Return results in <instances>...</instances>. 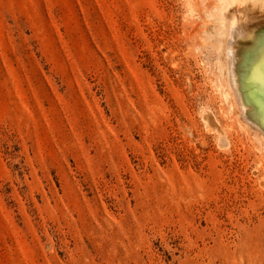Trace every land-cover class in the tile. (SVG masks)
<instances>
[{"label": "rangeland", "instance_id": "obj_1", "mask_svg": "<svg viewBox=\"0 0 264 264\" xmlns=\"http://www.w3.org/2000/svg\"><path fill=\"white\" fill-rule=\"evenodd\" d=\"M263 9L0 0V264H264V137L226 58Z\"/></svg>", "mask_w": 264, "mask_h": 264}, {"label": "bare ground", "instance_id": "obj_2", "mask_svg": "<svg viewBox=\"0 0 264 264\" xmlns=\"http://www.w3.org/2000/svg\"><path fill=\"white\" fill-rule=\"evenodd\" d=\"M254 1L259 2L264 7V0ZM234 23L235 21L228 29L226 45L229 88L241 117L248 126L260 132L264 137V114L261 111L264 103L260 100L261 94L255 84L248 81L249 73L256 71V67L259 69L260 66L259 62H257V65H252L253 58L250 62L249 56L254 55L255 59L253 61L255 62L262 54L261 51L264 50V32L260 30L257 33V36L260 35L259 39L256 38V41L254 40L255 45L248 49L242 42L245 41L244 28H239ZM258 45H261L259 49L256 48L259 47Z\"/></svg>", "mask_w": 264, "mask_h": 264}]
</instances>
